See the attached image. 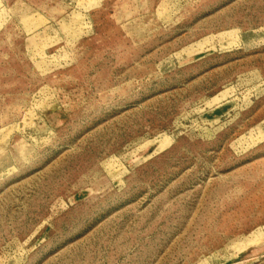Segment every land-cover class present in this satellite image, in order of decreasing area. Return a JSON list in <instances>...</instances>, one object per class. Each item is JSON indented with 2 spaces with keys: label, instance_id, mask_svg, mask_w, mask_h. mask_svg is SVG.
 <instances>
[{
  "label": "rangeland",
  "instance_id": "1",
  "mask_svg": "<svg viewBox=\"0 0 264 264\" xmlns=\"http://www.w3.org/2000/svg\"><path fill=\"white\" fill-rule=\"evenodd\" d=\"M0 264H264V0H0Z\"/></svg>",
  "mask_w": 264,
  "mask_h": 264
}]
</instances>
